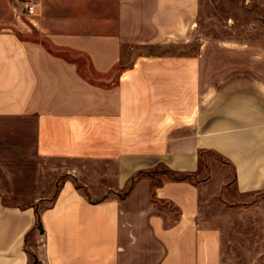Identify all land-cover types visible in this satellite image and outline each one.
<instances>
[{
  "label": "crops",
  "instance_id": "0c3cea01",
  "mask_svg": "<svg viewBox=\"0 0 264 264\" xmlns=\"http://www.w3.org/2000/svg\"><path fill=\"white\" fill-rule=\"evenodd\" d=\"M4 2L0 175L9 192L37 193L39 159L106 161L113 171L85 191L65 178L39 210L42 233L34 204L0 194V264H31L29 240L40 264H220L197 184L130 178L161 167L196 175L199 152L211 150L238 194L264 192V68L214 71L201 53L146 50L193 43L199 0Z\"/></svg>",
  "mask_w": 264,
  "mask_h": 264
},
{
  "label": "rangeland",
  "instance_id": "374dc122",
  "mask_svg": "<svg viewBox=\"0 0 264 264\" xmlns=\"http://www.w3.org/2000/svg\"><path fill=\"white\" fill-rule=\"evenodd\" d=\"M5 5L6 2L0 3L3 17L8 15ZM22 11L28 12L27 4H23ZM196 24V39L189 46L146 50L201 53L207 59L206 66L214 71L231 67L236 72L238 66L237 71L246 72L256 63L264 68V0H199ZM18 34L21 38H38L35 31ZM135 52L138 50H132L131 55ZM78 59L84 67L83 60ZM162 170L161 167L156 172L161 174ZM108 171H113V164L106 161L39 159L35 195L11 194L3 175H0V194L7 203L21 206L32 203L39 211L53 201L65 178L71 176L75 185L85 191L83 183H93ZM191 180L199 187L200 221L219 233L220 264H264V192L238 194L228 168L213 154L203 155L200 171ZM166 207L175 214L172 206ZM30 242L27 248L32 251ZM31 264L40 263L36 259Z\"/></svg>",
  "mask_w": 264,
  "mask_h": 264
},
{
  "label": "trees",
  "instance_id": "16d2710c",
  "mask_svg": "<svg viewBox=\"0 0 264 264\" xmlns=\"http://www.w3.org/2000/svg\"><path fill=\"white\" fill-rule=\"evenodd\" d=\"M205 154H213V155H216L217 157H219L220 159H222V157L219 155V154H217V153H215V152H213V151H211V150H201L200 152H199V158L201 159L202 157H203V155H205ZM163 170L162 171H160V173H162V174H165V173H169L170 174V176L172 177V178H174L175 180H185V179H189V180H191L192 179V177L194 176V174H191V173H185V174H176L175 172H173L172 170H170V169H168V168H162ZM157 171V170H156ZM156 171H147V172H144V171H139L138 173H136L134 176H132L131 178H130V182H132L133 180H134V177H136V176H138V175H140V174H149V175H154L155 173H157ZM153 173V174H152ZM159 183H161V181L160 180H157L156 182H153V185H155V184H159ZM130 187V184H129V186H128V188ZM127 191H128V189H127ZM124 193H121L120 194V196L121 195H123ZM35 211H36V221H35V225H34V227H33V230H38L39 231V233H42V226H41V221H40V217H39V211L35 208ZM32 231V230H31ZM31 231H29L28 233H27V235H26V237H28V235H30V233H31ZM28 253H29V256H30V258L35 262L36 261V257L30 252V251H28Z\"/></svg>",
  "mask_w": 264,
  "mask_h": 264
},
{
  "label": "built area",
  "instance_id": "2783aa9c",
  "mask_svg": "<svg viewBox=\"0 0 264 264\" xmlns=\"http://www.w3.org/2000/svg\"><path fill=\"white\" fill-rule=\"evenodd\" d=\"M28 11L31 13L33 12V7L32 6H28Z\"/></svg>",
  "mask_w": 264,
  "mask_h": 264
}]
</instances>
